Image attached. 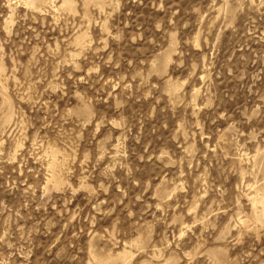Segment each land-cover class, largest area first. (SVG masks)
<instances>
[{
	"label": "rangeland",
	"instance_id": "1",
	"mask_svg": "<svg viewBox=\"0 0 264 264\" xmlns=\"http://www.w3.org/2000/svg\"><path fill=\"white\" fill-rule=\"evenodd\" d=\"M0 264H264V0H0Z\"/></svg>",
	"mask_w": 264,
	"mask_h": 264
}]
</instances>
